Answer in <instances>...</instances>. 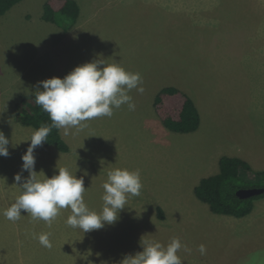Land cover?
<instances>
[{"label":"rangeland","instance_id":"rangeland-1","mask_svg":"<svg viewBox=\"0 0 264 264\" xmlns=\"http://www.w3.org/2000/svg\"><path fill=\"white\" fill-rule=\"evenodd\" d=\"M48 1L24 0L0 18V131L10 141V155L0 156V264H120L143 250L144 235L165 245L179 238L190 249L178 252L183 264H264V199L254 201L235 233L220 225L227 216L213 214L194 193L234 148H242L255 171L264 170V0H211L204 7L195 0H75L77 20L57 15L54 23L43 20ZM94 59L140 74L144 91L128 93L135 110L124 104L114 117L86 121L81 130L65 134L61 128L72 150L38 146L35 170L39 179L58 168L83 178L85 202L99 212L108 171L139 169L140 196L128 199L114 224L88 233L66 224L70 208L60 210L51 227L24 210L19 220H8L3 212L22 192L15 175L23 161L12 148L24 139L16 141L3 128L6 96L20 101L38 82L63 78ZM167 87L182 89L194 102L197 131L165 127L154 101ZM256 173L241 170L261 184ZM41 233H51V249L39 243Z\"/></svg>","mask_w":264,"mask_h":264},{"label":"clouds","instance_id":"clouds-1","mask_svg":"<svg viewBox=\"0 0 264 264\" xmlns=\"http://www.w3.org/2000/svg\"><path fill=\"white\" fill-rule=\"evenodd\" d=\"M139 73L125 70L119 64H106L104 59H94L74 68L65 77H52L38 82L35 91V103L48 113L52 124L43 125L34 131L26 152L22 155V171L15 175V181L22 192L16 201L4 210L3 215L10 221H17L24 210L33 220H43L51 227L52 221L60 210L70 208L71 215L66 224L78 228L84 233L99 230L105 225L114 224L130 197L141 194L142 182L140 170L130 171L126 168H114L107 173V181L103 183L102 209L97 212L90 209L85 202L83 178H77L67 168H58L52 177L45 175L38 178L35 170L34 151L42 146L52 128L65 130L75 128L81 130L85 122L99 118L111 117L113 110L127 104L129 110H135L132 97L128 94L132 89L143 92ZM42 87L43 90H39ZM10 141L0 131V156L8 157ZM29 172L24 178L22 172ZM40 173V172H39ZM51 233H41L39 243L52 248ZM142 251L127 254L120 264H183L178 252L190 249L183 245L179 238H172L165 245L157 240H147L145 235L140 240ZM201 254L206 253L205 245L199 246Z\"/></svg>","mask_w":264,"mask_h":264},{"label":"trees","instance_id":"trees-1","mask_svg":"<svg viewBox=\"0 0 264 264\" xmlns=\"http://www.w3.org/2000/svg\"><path fill=\"white\" fill-rule=\"evenodd\" d=\"M22 1L24 0H0V18ZM79 11L75 0H49L44 6L43 20L54 23L57 15H65L75 22ZM154 106L165 127L172 132L193 133L200 127L201 117L194 102L177 88L162 89L155 98ZM16 109V120L23 126L36 131L43 125L52 124L48 113L35 103V93L20 100ZM43 144L58 152L70 151L60 129L52 128L47 141ZM241 170L252 172L247 162L236 157L223 156L220 159L219 173L202 179L194 190L195 195L216 215L236 218L248 216L254 208V201L264 199V193L250 199H242L237 192L244 188H264V171L256 173L261 178V184L255 185L246 182L240 176ZM158 216L161 219L165 216L161 208H158Z\"/></svg>","mask_w":264,"mask_h":264},{"label":"crops","instance_id":"crops-1","mask_svg":"<svg viewBox=\"0 0 264 264\" xmlns=\"http://www.w3.org/2000/svg\"><path fill=\"white\" fill-rule=\"evenodd\" d=\"M182 1H185V2H188V0H182ZM209 2H211V0H195V6H199V7H204L205 5H208ZM213 3V2H211ZM216 4H213V6H215ZM222 5V3H221ZM80 20L84 19L82 17L79 18ZM87 20L90 19V17H87L86 18ZM52 23V22H51ZM79 26V24H78ZM77 28H80V27H77ZM75 31V30H74ZM132 35V34H131ZM67 37V36H66ZM175 85V84H174ZM176 86V85H175ZM179 90H182V89H179ZM183 91V90H182ZM0 92L2 93V89H0ZM185 92V91H183ZM12 100L9 98V101L7 99V96H6V105L8 106V118L7 120H5V122H3V128H5V131L7 132V135L9 134H12L14 137L16 136V141H21L22 139H24V142L23 144L21 143H18V144H15L14 143V146L12 148V152H13V157L15 156V158H19L18 160H20V162L22 161L21 157L22 155L26 152L29 144H30V138L31 136L33 135L34 133V129L31 128V127H26V126H23L21 125L19 122H17L16 120V105L19 101V98H16L14 96H12ZM129 110V108H128ZM130 112V110H129ZM114 115L113 117L115 116V110H114ZM16 123H18L19 125H17ZM21 125V126H20ZM63 138V137H62ZM21 139V140H19ZM69 146V145H68ZM42 147V146H40ZM71 148V147H70ZM11 149V147H10ZM36 150V149H35ZM72 149H70L71 151ZM69 151V152H70ZM67 152V153H69ZM230 153L227 154L228 157H236V158H239L241 160L245 159V160H248L247 158L243 157V154L245 155V152L242 153V148H234L233 151H229ZM62 153V152H61ZM34 155H36V153L34 152ZM15 161V160H14ZM244 161V160H243ZM19 162V163H20ZM246 162V161H245ZM248 163V162H247ZM250 165V164H249ZM260 166H263V165H260ZM250 167L252 168V171L254 172H261V171H264V170H260V171H255V169L250 165ZM219 173V172H218ZM217 173V174H218ZM216 175V174H215ZM240 176L243 178L242 174H241V171H240ZM246 182L250 183V184H253V181L250 180V179H245L243 178ZM146 180V179H145ZM196 188V187H195ZM195 190V189H194ZM257 201H255L256 203ZM260 202V201H259ZM258 203V202H257ZM252 213V212H251ZM250 213V214H251ZM214 214V213H213ZM249 214V215H250ZM216 215V214H215ZM248 215V216H249ZM220 216H225V215H220ZM247 217V216H246ZM246 217H243V218H236V217H232V216H227L225 218H223V223H221L220 225L222 227H227L229 229H234V232L236 233V231L240 230V228L242 226H245L244 225V221H245V218ZM253 217H254V214H253ZM254 223L258 222L256 217H254L253 219ZM249 225V224H248ZM259 239L261 240L262 239V235L261 233L258 235ZM221 263V262H220ZM223 264V263H222Z\"/></svg>","mask_w":264,"mask_h":264},{"label":"water","instance_id":"water-1","mask_svg":"<svg viewBox=\"0 0 264 264\" xmlns=\"http://www.w3.org/2000/svg\"><path fill=\"white\" fill-rule=\"evenodd\" d=\"M264 193V188L252 187L240 189L237 195L242 199H250L256 196H260Z\"/></svg>","mask_w":264,"mask_h":264}]
</instances>
